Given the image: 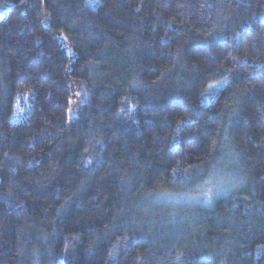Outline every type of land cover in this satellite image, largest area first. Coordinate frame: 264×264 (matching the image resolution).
I'll use <instances>...</instances> for the list:
<instances>
[{"label": "trees", "instance_id": "trees-1", "mask_svg": "<svg viewBox=\"0 0 264 264\" xmlns=\"http://www.w3.org/2000/svg\"><path fill=\"white\" fill-rule=\"evenodd\" d=\"M0 264H264V0H0Z\"/></svg>", "mask_w": 264, "mask_h": 264}, {"label": "snow or ice", "instance_id": "snow-or-ice-1", "mask_svg": "<svg viewBox=\"0 0 264 264\" xmlns=\"http://www.w3.org/2000/svg\"><path fill=\"white\" fill-rule=\"evenodd\" d=\"M210 87H211V85H210ZM212 182H213V181H212L211 179L204 181V184L201 185V188H204L205 185H209V184H211ZM201 194L210 197L211 194H212V193H211V189H209L206 193L202 192ZM190 198H192V197H190ZM206 202H207V201H206Z\"/></svg>", "mask_w": 264, "mask_h": 264}]
</instances>
